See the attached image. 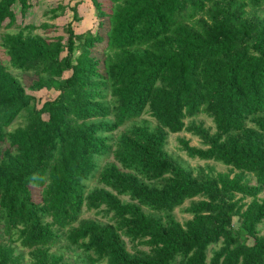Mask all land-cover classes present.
Listing matches in <instances>:
<instances>
[{"label":"trees","instance_id":"obj_1","mask_svg":"<svg viewBox=\"0 0 264 264\" xmlns=\"http://www.w3.org/2000/svg\"><path fill=\"white\" fill-rule=\"evenodd\" d=\"M90 2L96 31L66 23L63 42L22 24L29 0H0V264L70 247V264H264V0ZM181 131L188 158L227 170L169 153Z\"/></svg>","mask_w":264,"mask_h":264},{"label":"rangeland","instance_id":"obj_2","mask_svg":"<svg viewBox=\"0 0 264 264\" xmlns=\"http://www.w3.org/2000/svg\"><path fill=\"white\" fill-rule=\"evenodd\" d=\"M30 6L27 8L26 13L23 17L22 24L31 23L36 26V29L33 30V33L48 36L51 37L53 35H61L63 37V42H65V30L64 27L66 23H69L74 33L82 32L86 29L91 30L92 32L96 31L97 28V19L94 16L93 8L91 5L90 0H29ZM77 4V5H76ZM56 5H60L63 7L62 14L57 16L56 18L50 19L49 14L47 12L48 9L55 7ZM75 5L76 6V13L79 17V20H74L72 18V13L70 11V7ZM46 12V13H45ZM45 22L47 24H52L53 26L46 31L43 30V28L37 27L40 23ZM14 28H10V30H13ZM6 31L4 28H0V34L2 32ZM63 54V53H62ZM0 60L7 64L6 62V56L4 52L2 51V48L0 47ZM9 71L16 75L19 80H21V83L23 86L27 85V82L30 78V74L28 73H21L18 71H15L12 68H9ZM68 71L64 72L63 75H67ZM26 92L33 95L37 102H41L45 98H52L55 96L56 92L53 90H46L41 89L39 91H30L29 89H26ZM145 118H149L147 115H142ZM194 120L203 122L205 127H212V123L209 120V118H206L203 115H199L194 118ZM19 122V119H16L13 123V125H16ZM183 137L184 139H187L190 145L193 146H200V142L197 139V137L190 135L189 133L185 131H181L174 134H168L166 139V149L169 153L172 155L178 157L183 161L184 163L188 164L193 170L196 169V167H203L205 170H213L214 172H222L226 171L227 167L223 166L220 163L212 162V161H202L199 159H190L188 158L179 148L178 144V138ZM253 181V179H252ZM261 195V193L259 194ZM36 197V196H35ZM123 198V197H121ZM125 198V197H124ZM249 201V198H245V202ZM187 205V201H185L180 207L175 208L173 210V216L174 218L182 222L185 219L189 217V215L183 210L185 206ZM82 217H90V218H96L100 219L102 221L106 220V217L102 216L100 213L94 212V211H83L81 214ZM235 225V223L233 224ZM257 228L259 229V233L264 232V219L261 223L257 225ZM125 241L126 248L131 251V248L129 247V244ZM63 244V242H62ZM140 249H145V247L140 246ZM77 250L73 247H70L69 249H64V258L63 262L65 264H70L72 261H74V257ZM25 258V255H24ZM78 264H88L86 263V260L83 256V254L77 256ZM103 264V263H99Z\"/></svg>","mask_w":264,"mask_h":264}]
</instances>
